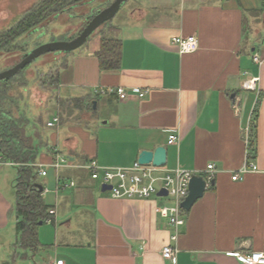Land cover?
Returning <instances> with one entry per match:
<instances>
[{"label":"crops","instance_id":"0c3cea01","mask_svg":"<svg viewBox=\"0 0 264 264\" xmlns=\"http://www.w3.org/2000/svg\"><path fill=\"white\" fill-rule=\"evenodd\" d=\"M151 2V9L142 1L121 20L120 10L94 34L92 48L68 56L70 63L60 73L63 93L52 99L64 116L57 113L39 122L54 130L46 132L29 119L27 134L39 149V175L42 169L48 170L45 177L48 168L55 170L43 194L45 202L48 194H56L55 203L46 202L55 210L47 220L55 225V255H41V246L30 250L16 244L18 170L14 176V170L0 164V264H46L58 258L66 264H241L237 252L264 248L261 0ZM107 26L116 28L122 55L118 69L102 71L99 31ZM193 35L200 48L180 53L174 38ZM255 55L262 63L254 61ZM249 77L259 78L256 91L243 88ZM113 86L125 87L129 97L122 100L96 91ZM135 88L149 92L139 97ZM87 109L93 112L85 113ZM55 117L60 121L48 126ZM65 118L67 129H60ZM81 119L83 127L76 126L73 121ZM31 127H39L40 140L30 133ZM248 128L253 148L246 141ZM171 135L178 137L176 143H170ZM159 146L167 149V164L161 166L165 171L184 168L205 177L208 164H215V183L183 211L185 224L173 260L162 250L173 243L174 230L156 210L173 202L159 196L114 198L102 187L96 189L87 167L91 160L106 167H129L142 150ZM65 156L66 163L52 166ZM248 159L257 170L241 172ZM238 173L240 178L234 180ZM67 187L75 191L67 194ZM60 205L66 207L62 216ZM37 232L40 242L39 228Z\"/></svg>","mask_w":264,"mask_h":264},{"label":"rangeland","instance_id":"374dc122","mask_svg":"<svg viewBox=\"0 0 264 264\" xmlns=\"http://www.w3.org/2000/svg\"><path fill=\"white\" fill-rule=\"evenodd\" d=\"M84 1L85 0H61L60 2L58 1L60 3L59 6L54 3L55 5H51L53 11L51 10V12L49 13L48 21L39 23L40 25L37 26L36 29H33V31L24 33L20 38L14 39L12 38V29H14L15 26L19 22H21L32 9H35L39 6H44L46 0H0V46H3V48L0 49V72L13 67L15 64L22 60L23 56L26 53L44 43L59 40H71L77 37L83 30L84 26L83 13L85 12V10H87L82 5ZM142 1H145L146 7L148 9H151V5L155 6V4L151 2V0H128L125 4L122 5L120 9L122 13H120L121 15L119 20L124 18V16L130 9H133ZM56 7H58L59 9H56ZM107 23L110 24L111 20H109ZM95 38L96 35H91L89 40L83 47L74 50L70 53L69 56L71 57L78 51L80 52L82 50L92 48V44H94L93 42ZM262 40H264V38H262ZM11 41L12 43H10ZM11 44L13 45L10 46ZM65 57V53L56 54L52 52L37 58L32 64L28 65L18 73L19 80L21 79V81L16 82L11 91L14 94L23 93L19 94V97L21 96L22 99L21 101H19L21 109L26 111V116L34 121L32 122V125L37 124V126L39 127L43 126V129L46 132H50L54 129L50 127L48 128L47 122H44L45 125H42L41 123L39 124L40 119H44L45 121H47V119L52 118L57 113L61 114V116H64L60 112L56 101L52 102V99L56 100V98L59 97L60 93H63V91L60 92L62 89L61 87L60 89L58 88L55 90L52 89L51 85H47L45 87L43 86V81H49V79H46V76L50 73L52 67L60 65L64 61ZM68 60L70 63L71 58ZM92 112V109H87L85 113L90 114ZM64 113H66V111H64ZM95 115L97 118L101 116L99 113H96ZM73 122L78 127H83V125L85 124L84 120L82 119ZM68 123L69 120H67L66 118L63 119V123L60 129H67ZM39 127L35 128L36 133L35 130L31 127L29 129L30 133L38 137ZM40 137H38L39 140ZM65 155L67 156V154ZM4 165L9 166V169L14 170V176H16L17 168L15 166L13 167V165ZM48 169L50 170L49 176L45 177L39 175L38 178V181L45 186L50 185L49 181L52 184L53 181L51 179L55 176V170L52 168ZM78 172L79 175H81V172ZM93 182L96 189L101 190L100 183L95 180ZM74 191L75 188L73 189V187H67L65 189V193L67 194H72ZM55 195V192L48 194L45 198L46 202L52 204L55 203ZM59 209L61 216L66 213L65 206L60 205ZM38 228L40 229V235L42 236L39 242L40 246L42 247L41 255H55L56 250L54 249L55 247H53V232L55 229V225L47 221L44 224H41ZM31 262L32 264H34V261Z\"/></svg>","mask_w":264,"mask_h":264},{"label":"trees","instance_id":"16d2710c","mask_svg":"<svg viewBox=\"0 0 264 264\" xmlns=\"http://www.w3.org/2000/svg\"><path fill=\"white\" fill-rule=\"evenodd\" d=\"M58 1L60 2L61 0H46L44 6L32 9L12 29V38L18 39L24 33L36 29L40 25L39 23L48 21L49 13L51 10L53 11L51 5L56 3L59 6L60 3ZM56 9L59 8L56 7ZM115 29L113 26H107L106 29L99 31L103 34V38L101 48L97 52V57L99 59L100 70L102 71L115 70L120 66L122 55L121 42L114 36ZM1 48L3 46H0ZM65 55V59L60 65L52 67V70L46 76V79H49V81H43V86L51 85L54 90L59 88L60 73L63 68L68 66V56L70 53H66ZM19 81L21 79L19 80L18 74L8 80L0 81V156L5 161L14 162V166L18 170L15 212L17 215L16 228L19 238L16 244L25 249L36 250L40 248L37 228L41 221L45 223L53 215L50 213L52 206L46 204L44 200V191L41 192L37 188V184H41L38 181L39 171L35 166L39 149L33 144L32 138L27 134L29 118L26 116V111L21 109L19 102L22 100L19 94L23 93L14 94L11 92L15 83ZM252 144L254 145L253 136L251 137V148H253ZM41 185L44 187L43 184Z\"/></svg>","mask_w":264,"mask_h":264},{"label":"built area","instance_id":"2783aa9c","mask_svg":"<svg viewBox=\"0 0 264 264\" xmlns=\"http://www.w3.org/2000/svg\"><path fill=\"white\" fill-rule=\"evenodd\" d=\"M261 5L264 10V0H261ZM173 43L178 45L180 53H192L200 48V42L196 35L186 38H174ZM254 61L259 64L262 63V60L258 55L254 56ZM258 80V77H249L244 82L243 88L245 90L256 91L258 89ZM96 91L103 95L116 94L122 100L127 99L130 95L129 91L122 86L99 87ZM132 91L139 97H144L149 92V89L141 90L140 88H135ZM59 121V117H55L53 121L48 123V126H54ZM247 130L246 141L249 147L251 143V135L249 133L250 128ZM177 140L178 137L176 135L170 136V143H176ZM67 161L68 158H61L52 164V166L58 168L61 164L66 163ZM0 164L15 165L14 162L5 161L2 156H0ZM87 167L90 170L91 178L99 182L101 187L103 185L112 186L108 192L114 198L149 199L158 197V193L161 190H167L168 195L163 198H169L173 203L171 205L158 206L156 210L161 216L169 220V223L174 230V233L171 235V241L174 244H169L163 248V256L166 259H175L179 252L177 241L179 239L180 230L185 224L182 203L189 194V187L192 178L200 175L195 171L184 168H177L174 172L165 171L161 166H155L153 163L142 164L138 160L129 167H106L102 166L97 160H91ZM249 168L257 170V165L248 159L244 167L241 169V172H247ZM41 174L46 175L47 171L42 169ZM205 177L207 185H209L215 177V164H208ZM239 178L240 173L233 176L234 180H238ZM50 213L54 215L55 210H50ZM48 221H51V219H48ZM236 258L241 264H264V248L260 251L237 252ZM46 264H66V262L64 259L58 258L54 261H49Z\"/></svg>","mask_w":264,"mask_h":264},{"label":"water","instance_id":"95a60500","mask_svg":"<svg viewBox=\"0 0 264 264\" xmlns=\"http://www.w3.org/2000/svg\"><path fill=\"white\" fill-rule=\"evenodd\" d=\"M128 0H114L107 7L100 9L96 12L93 18L84 27L81 33L71 40H59L44 43L30 52L26 53L22 60L15 64L13 67L0 72V81L8 80L17 75L22 69L32 64L37 58L47 53H71L74 50L81 48L86 44L91 35L96 33L101 26L106 24L109 20L113 19L120 11L123 4ZM138 161L142 164L153 163L155 166H165L167 164V149L164 146H159L155 150H142L139 154ZM214 180L211 182L213 185ZM37 188L43 192L44 187L37 184ZM111 185H103L102 191L106 192L111 189ZM207 189V181L202 176H194L190 182L189 194L182 203V207L189 211L193 205L204 196ZM167 190L163 189L158 193L159 197L167 196ZM40 224H43L41 221Z\"/></svg>","mask_w":264,"mask_h":264},{"label":"flooded vegetation","instance_id":"af4514ba","mask_svg":"<svg viewBox=\"0 0 264 264\" xmlns=\"http://www.w3.org/2000/svg\"><path fill=\"white\" fill-rule=\"evenodd\" d=\"M114 0H85L82 4L87 10L83 13V29L88 24V22L93 18L96 12L110 5ZM90 4V5H88ZM107 24V23H106ZM105 25V24H104ZM102 27V26H101ZM100 27V28H101ZM98 32V31H97Z\"/></svg>","mask_w":264,"mask_h":264}]
</instances>
